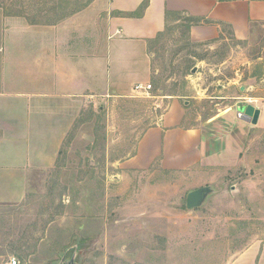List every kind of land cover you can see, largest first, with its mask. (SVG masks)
<instances>
[{
	"label": "rangeland",
	"instance_id": "374dc122",
	"mask_svg": "<svg viewBox=\"0 0 264 264\" xmlns=\"http://www.w3.org/2000/svg\"><path fill=\"white\" fill-rule=\"evenodd\" d=\"M107 3L0 0V7L31 22L92 19L96 48ZM211 24L174 15L150 43L149 93L94 99L56 166L34 178L23 202L0 205V264H231L264 243V24L245 40L228 25L193 37L194 27ZM248 107L260 110L257 124L244 119ZM169 111L162 130L145 136ZM176 123L198 130L200 147L169 130ZM156 154L174 170L160 161L137 167ZM203 187L211 193L188 210V194Z\"/></svg>",
	"mask_w": 264,
	"mask_h": 264
},
{
	"label": "crops",
	"instance_id": "0c3cea01",
	"mask_svg": "<svg viewBox=\"0 0 264 264\" xmlns=\"http://www.w3.org/2000/svg\"><path fill=\"white\" fill-rule=\"evenodd\" d=\"M107 4L109 19L96 48L92 19L88 22L79 14L58 23L31 22L28 14L0 7V205L23 202L34 178L56 166L65 139L94 99L128 98L136 86L148 85L150 43L174 15L210 21L211 25L192 29L193 37L201 40L218 35L221 25L245 40L254 26L264 24V0H108ZM92 6L85 14L93 13ZM169 114L145 136L162 130ZM181 126L176 123L169 130L199 144L202 134ZM200 153L199 149L198 159ZM140 157L138 149L132 159ZM157 161L174 170L157 154L137 167L147 170ZM231 264H264V243L251 245Z\"/></svg>",
	"mask_w": 264,
	"mask_h": 264
},
{
	"label": "water",
	"instance_id": "95a60500",
	"mask_svg": "<svg viewBox=\"0 0 264 264\" xmlns=\"http://www.w3.org/2000/svg\"><path fill=\"white\" fill-rule=\"evenodd\" d=\"M245 112L244 119L252 122V124L258 123L261 114L260 110H255L253 107H248ZM211 191L212 190L210 187H203L190 192L186 198V208L188 210H193L201 207Z\"/></svg>",
	"mask_w": 264,
	"mask_h": 264
},
{
	"label": "built area",
	"instance_id": "2783aa9c",
	"mask_svg": "<svg viewBox=\"0 0 264 264\" xmlns=\"http://www.w3.org/2000/svg\"><path fill=\"white\" fill-rule=\"evenodd\" d=\"M151 88H152V86L150 84H148L146 86L139 85V86H136L135 92L140 91L142 93L148 94ZM9 264H18V261L16 259H12V261Z\"/></svg>",
	"mask_w": 264,
	"mask_h": 264
},
{
	"label": "trees",
	"instance_id": "16d2710c",
	"mask_svg": "<svg viewBox=\"0 0 264 264\" xmlns=\"http://www.w3.org/2000/svg\"><path fill=\"white\" fill-rule=\"evenodd\" d=\"M190 19H191L192 21H198V20H201V18H194V17H190Z\"/></svg>",
	"mask_w": 264,
	"mask_h": 264
}]
</instances>
